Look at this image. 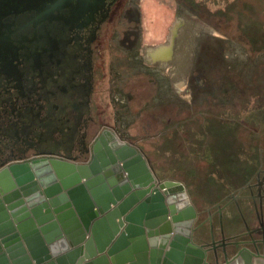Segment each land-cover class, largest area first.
I'll return each instance as SVG.
<instances>
[{
	"label": "flooded vegetation",
	"instance_id": "1",
	"mask_svg": "<svg viewBox=\"0 0 264 264\" xmlns=\"http://www.w3.org/2000/svg\"><path fill=\"white\" fill-rule=\"evenodd\" d=\"M144 1L0 0V170L86 162L107 131L147 155L175 122L213 120L236 146L235 183L215 205H195V226L209 228L210 248H252L264 241V0L209 12L174 0L162 28L156 14V36ZM230 205L243 226L214 237Z\"/></svg>",
	"mask_w": 264,
	"mask_h": 264
},
{
	"label": "water",
	"instance_id": "2",
	"mask_svg": "<svg viewBox=\"0 0 264 264\" xmlns=\"http://www.w3.org/2000/svg\"><path fill=\"white\" fill-rule=\"evenodd\" d=\"M106 133L92 143L87 151L89 157L86 162H79L77 157L35 158L27 162L13 163L0 170V264H161L164 240L159 242L157 239L159 243L154 247L150 239L152 247L149 251L145 234L133 227L134 223L142 224L143 220L146 226L156 227L158 222L152 225L153 220H148L151 217L149 210L152 208L146 203L148 200H142L134 207L142 197H136L135 192L125 197L127 191L131 190L130 184H126L124 192L118 194L119 187L113 186L116 184L114 180L117 175L113 169L105 166L107 162L94 167L97 146ZM121 139L126 148L138 153V160L143 161V157L146 158L144 152L128 143L125 138ZM50 163L56 170L55 174L49 173L50 170H39L42 167L48 168ZM126 165L127 162H124L125 167ZM31 167L39 177L36 181L33 180ZM150 167L156 176L151 165ZM60 168H67L66 173H60ZM76 169L79 173L75 172ZM145 171L149 172V168ZM21 172L28 176L26 181L21 180ZM64 175L67 176L61 178ZM58 178L61 186L54 184ZM82 178H85L84 182H81ZM157 182L160 187L179 186L186 191L185 185L180 181H160L157 178ZM109 186H113L112 189ZM68 196L76 206L78 217L83 221L84 217L90 218V223L85 225L86 232L84 228L68 232L65 227H79L71 208L72 203L67 202L66 206L58 204L59 200H68ZM186 196L194 217L187 239L189 246L194 249L191 251L194 259L191 263L185 261V264H196L198 259L200 264H235L240 259H244L247 264H264V241H257L252 248H240L234 244L222 250L198 243L195 240L198 212L188 193ZM116 198L124 200L114 210L96 219L100 213H105L102 205L107 210L111 203L116 204ZM94 204H97L98 210H93ZM64 207H67L66 211ZM68 212L70 214L65 216ZM117 219L119 224L114 223ZM103 229H109L110 236L107 237ZM114 255L115 259L112 258ZM167 255L168 253L162 264H170ZM107 256L111 259H107Z\"/></svg>",
	"mask_w": 264,
	"mask_h": 264
},
{
	"label": "rangeland",
	"instance_id": "3",
	"mask_svg": "<svg viewBox=\"0 0 264 264\" xmlns=\"http://www.w3.org/2000/svg\"><path fill=\"white\" fill-rule=\"evenodd\" d=\"M200 1L209 12L218 11V5L225 0ZM144 2L142 5L147 28L153 32L152 36H156L157 30L150 27L156 21V14L159 15L162 10L161 15H165L160 25L162 28L165 21L172 17L171 5L175 4V1L145 0ZM260 4H255V7L261 6ZM224 115L228 116L226 113ZM201 119L199 118L194 126L189 123L175 122L174 126L160 137L157 148L152 149L150 146L145 148L148 153L146 157L150 160L149 165L156 173L155 177L160 181L176 180L184 183L192 203L207 207L215 205L218 198L223 197L233 188L235 178L231 169L236 162L234 161L236 146L230 136L218 133L220 129L217 122L209 119L205 122V118L202 121ZM220 126L223 127V124L221 123ZM112 133L122 140L117 133ZM224 215L228 219L225 220V217L222 222L217 219L213 223L214 237H218L222 231L232 235L243 226L242 218L235 205H230ZM208 229L203 222L195 226V240L198 243L204 242L208 232L210 235Z\"/></svg>",
	"mask_w": 264,
	"mask_h": 264
},
{
	"label": "bare ground",
	"instance_id": "4",
	"mask_svg": "<svg viewBox=\"0 0 264 264\" xmlns=\"http://www.w3.org/2000/svg\"><path fill=\"white\" fill-rule=\"evenodd\" d=\"M146 3L147 2H145V4ZM150 18H152L151 15ZM163 20L160 19V21ZM158 21L159 20L157 18L155 22L158 23ZM158 29L159 28H157V30ZM137 156L138 153L124 146L123 140H120L114 133H112V131H108V133H106L103 139L100 140L97 146V150L95 153L96 163L94 164V167L97 168L98 165H102L104 162H107L105 166H109V169H113L112 171H114L117 175L118 180L117 179L114 180V183L116 184H114L113 186L119 187L117 189L118 194L120 193L122 194V192H124L123 190L125 189V185L129 183L131 190L127 191L128 193L126 192L127 194L125 195V197H127L132 192H135L137 194L136 197L138 196L142 197L141 200H139V202H137L134 205V207H136L138 203H141L142 200L144 201L148 200V202L146 203L149 204V206L151 205L152 207L149 210L151 217L148 220H153L151 223L152 225L158 222L156 227L146 226L144 222L145 220L143 219H142L143 220L142 224L134 223L133 227H136L137 230L143 231V233L146 236V240L148 244L147 247L149 248V251L151 250L152 247V244L150 245V239H152L151 243L154 244L153 245L154 247L155 244L159 243L161 239L164 240L161 264H162V260H164V258L166 257V253H168L167 260L169 261L170 264H185V261L191 263V260L194 259V256L191 253V251H193L194 249H192L189 246L187 239L189 237L188 232L190 230L191 221L194 217L192 214V209H189L188 207L189 199L188 196H186L187 195L186 191L179 186L160 187L159 183L157 182V178L155 177V174L153 173V171H151L152 169L149 165L147 158L143 157V161H141L138 160ZM124 162H127L126 167L124 166ZM47 167L48 168L42 167L39 170L40 171L50 170L49 173L51 172L55 174L56 170L51 163ZM146 168H149V172L145 171ZM66 169L60 168L59 171L60 173H66ZM30 170L34 175L33 180L34 181L38 180L39 177L37 176V174H35L36 172L34 168L31 167ZM75 172L79 173L78 169H76ZM67 175L62 176L61 178H65ZM149 175H151L150 178ZM19 176L21 177L22 181H26L28 179V176H24V172H21ZM56 180L57 181H55L54 184H59L61 186L60 179L58 178ZM84 181L85 178H82L81 182ZM113 186H109L110 189H112ZM40 190H42V188ZM67 198L68 200L66 198H64L63 200H59L58 204L59 206H66L67 202L72 203L71 208H73L75 217L77 218L79 223V227L77 226L72 229H70L69 226L67 225H65V227L67 228L68 232H70L69 230H72L71 232H75L78 230V228L81 229L84 228L85 230V225H88L90 223V218L86 219L84 217L83 218L84 221L81 220V218L78 217L79 215H78V211L76 210V206L73 205V202L72 200H70L69 196ZM123 200L124 198L120 200L117 199L116 204L111 203L107 210L102 205L103 212L105 213L104 214L100 213L99 217H97L96 219L103 217L104 215L108 214L110 211L114 210L116 206L122 203ZM50 208H52V206H50ZM66 208L67 207H64L65 211ZM96 209L98 210V206L97 204H94L93 210L95 211ZM69 214L70 213L68 212L65 216H68ZM122 218L123 221L125 222V217L122 216ZM114 223L119 224V220L117 219L116 221H114ZM56 224L59 225V223ZM125 224L127 223L125 222ZM103 231L105 232L104 234L107 237L110 236V233L108 232L109 229L108 231L103 229ZM149 233H151L152 236L149 235ZM86 234L90 235L89 233ZM75 236L74 238H76ZM126 238L127 236L125 237V239ZM157 239H159V242H157ZM101 244L105 245V242H102ZM129 253L130 252H127V254ZM112 258L115 259V255L112 256ZM107 259L110 260L111 257L107 256ZM196 264H200L199 259ZM235 264H247V263L245 262L244 259H240Z\"/></svg>",
	"mask_w": 264,
	"mask_h": 264
},
{
	"label": "crops",
	"instance_id": "5",
	"mask_svg": "<svg viewBox=\"0 0 264 264\" xmlns=\"http://www.w3.org/2000/svg\"><path fill=\"white\" fill-rule=\"evenodd\" d=\"M150 27H153V26H150ZM184 184V183H183ZM185 185V184H184ZM186 186V185H185ZM186 190H187V188H186Z\"/></svg>",
	"mask_w": 264,
	"mask_h": 264
}]
</instances>
